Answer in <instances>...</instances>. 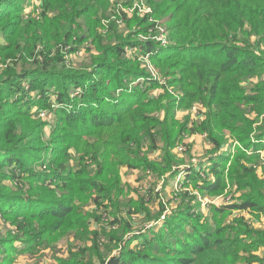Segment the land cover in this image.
I'll return each instance as SVG.
<instances>
[{"label": "trees", "instance_id": "trees-1", "mask_svg": "<svg viewBox=\"0 0 264 264\" xmlns=\"http://www.w3.org/2000/svg\"><path fill=\"white\" fill-rule=\"evenodd\" d=\"M135 1L0 0V264L70 234L85 243L70 257L88 252L89 264H264V230L220 216L264 214L253 167L264 149V0H141L151 11L127 14ZM161 28L166 43L148 39ZM195 104L199 122L178 116ZM226 132L241 145L227 174L241 203L207 219L181 192L157 230L135 231L134 216L158 221L166 209L129 197L122 169L177 176L175 147L206 134L210 160L184 184L221 193Z\"/></svg>", "mask_w": 264, "mask_h": 264}, {"label": "rangeland", "instance_id": "rangeland-1", "mask_svg": "<svg viewBox=\"0 0 264 264\" xmlns=\"http://www.w3.org/2000/svg\"><path fill=\"white\" fill-rule=\"evenodd\" d=\"M129 14L132 15V12H130ZM82 59L83 56L77 58L78 61H81ZM148 66L149 68L153 69V66L151 64H149ZM156 93L157 92H155V94ZM191 109L192 108L184 111H178V113L181 112L179 113L180 116H182L183 113H185V115L191 113L193 120L199 122L203 118V114L200 112V110L194 112L193 109ZM250 116L255 117L256 114L252 112ZM41 117L47 119L48 117H52V115H49L48 113H42ZM262 117L263 116H261L260 118L262 119ZM257 123L254 124V126H257ZM226 136L228 137V141L226 142V145L223 147L222 151L224 152L227 150L231 152L232 155H230V160L226 165L224 175L226 177V186L223 187L225 189L221 193L208 194L199 192L193 189V186L191 184H184L186 178H183L185 177L186 173L189 172L192 166L196 167L200 164V161H204V163H206L210 160L209 158L215 144L212 143L211 140H208L206 134L197 133L193 136H186L184 142L179 143V145L175 147L174 153L178 156V159L180 161V163L176 165L175 168L177 167L183 169L180 167L182 164H185L186 166V171H182L177 176L172 177L170 176L169 172L163 178H158L156 175H148L145 171L130 170L128 168L122 169L123 181L128 183L131 188H135V192L129 195V197H135L136 199L143 198L146 206L150 209L152 214H156L162 207L166 209L158 221L153 220L144 222L143 215L134 216L135 231H139L141 228H144L146 224L147 226L154 227V230H157L158 228L156 227L165 220L166 216H168L166 214H171L173 209L176 208L179 202L182 200V197L179 196L181 192H188L190 196L195 197L194 202L196 204L197 210L207 219H211V217L213 216L212 209L214 207L228 209L230 208V206H237L241 203L242 195L243 193H245V191H238V185L236 183H231V180L227 175L229 166L232 162V158L235 155L238 146L241 145L237 142V140H234L233 137L230 136V134L227 133ZM181 145H184L185 147L183 148V151L179 149V146ZM248 152L252 153L250 151ZM256 153H258L260 156L256 163L253 164V167L255 168L257 174L262 177V174L264 172V149L257 151ZM159 156L160 151H155L150 154V157L154 161L155 159L159 158ZM205 175L206 174H204V176ZM204 176L202 177L204 178ZM211 178L212 176H210L209 180H213ZM220 216L221 220L225 223L231 222L236 218H243L244 220L248 221L252 227L264 230V214L254 212L250 208L246 210L232 208L230 211H228V213H224ZM94 227L95 225L92 224V228ZM137 241H140V239ZM84 244V241H81L77 239L75 235L70 234L68 236H63L62 238H60L51 247L40 249L33 253H20L13 260V264H60L61 260L68 259L71 261L80 260V263L84 262L83 264H89L88 252L86 253V255L80 254L78 258L70 257V254L75 252L77 253V251L79 250L78 247H83ZM17 245L20 246V243L17 242ZM70 250H72V252H69ZM114 252H116V249ZM257 254L264 257V247L261 248ZM94 264H99V260L97 258L94 259Z\"/></svg>", "mask_w": 264, "mask_h": 264}, {"label": "built area", "instance_id": "built-area-1", "mask_svg": "<svg viewBox=\"0 0 264 264\" xmlns=\"http://www.w3.org/2000/svg\"><path fill=\"white\" fill-rule=\"evenodd\" d=\"M136 7H138L139 8V10L137 11L138 12V14H145V13H148V12H150L151 11V9L150 8H148V7H146L143 3H142V1L141 0H137V1H135V3H134V6L133 7H125V8H123V10L127 13V14H129L130 12H132V14L137 10V9H135ZM141 11H142V13H141ZM119 22V24H124V22L123 21H121V20H119L118 21ZM105 23H107V22H105ZM143 38H147V37H143ZM149 38H153V39H156V40H158V41H160L162 44L163 43H166V34L164 33V31H163V29L161 28V34L160 35H155V36H153V37H148V39ZM148 57H149V55H147L146 57H145V64L147 63V66L149 65V64H151L152 66H153V64L149 61V59H148ZM148 68H149V66H148ZM150 70H151V72L157 77V76H159L158 75V72L154 69V66H153V69H151V68H149ZM160 78V77H159ZM200 105H198V104H195L193 107H192V109H193V111L194 112H197L198 110H200ZM191 109V110H192ZM262 142H264V139H262L261 140ZM183 148H185L184 147V145H181V146H179V149L180 150H182L183 151ZM250 152H252L253 150H249ZM181 168H186V166L185 165H182V166H180ZM196 167H198V166H196ZM203 174V173H202ZM204 175V174H203Z\"/></svg>", "mask_w": 264, "mask_h": 264}, {"label": "crops", "instance_id": "crops-1", "mask_svg": "<svg viewBox=\"0 0 264 264\" xmlns=\"http://www.w3.org/2000/svg\"><path fill=\"white\" fill-rule=\"evenodd\" d=\"M179 113H181V112H179ZM179 113H178V116H180V115H179ZM184 115H185V113H183V115H182V116H180V117H183ZM192 136H193V135H192Z\"/></svg>", "mask_w": 264, "mask_h": 264}]
</instances>
